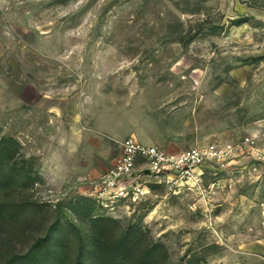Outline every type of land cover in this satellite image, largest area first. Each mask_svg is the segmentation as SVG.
<instances>
[{
	"label": "rangeland",
	"instance_id": "rangeland-1",
	"mask_svg": "<svg viewBox=\"0 0 264 264\" xmlns=\"http://www.w3.org/2000/svg\"><path fill=\"white\" fill-rule=\"evenodd\" d=\"M2 136L36 178L24 193L29 230L11 251L58 219L73 264L77 227L90 232L86 199L96 216L163 244L169 264H261L264 0H0ZM131 136L173 151L241 142L243 152L192 189L102 206L91 186Z\"/></svg>",
	"mask_w": 264,
	"mask_h": 264
},
{
	"label": "trees",
	"instance_id": "trees-1",
	"mask_svg": "<svg viewBox=\"0 0 264 264\" xmlns=\"http://www.w3.org/2000/svg\"><path fill=\"white\" fill-rule=\"evenodd\" d=\"M20 146L13 137H0V264H65L63 238L57 234L64 224L58 219L44 235L33 238L26 252L11 251L9 247L11 241L29 230L23 221L32 204L24 193L36 181L27 160L19 156ZM82 202L90 232L76 226L79 247L73 264H169L165 246L148 240L141 228L120 225L112 217L96 216L95 206L86 199ZM72 209L78 212L80 205H73ZM42 254L47 256L45 262L39 260Z\"/></svg>",
	"mask_w": 264,
	"mask_h": 264
},
{
	"label": "built area",
	"instance_id": "built-area-1",
	"mask_svg": "<svg viewBox=\"0 0 264 264\" xmlns=\"http://www.w3.org/2000/svg\"><path fill=\"white\" fill-rule=\"evenodd\" d=\"M242 152L241 142L214 140L173 151L131 136L121 142L114 165L93 182L90 193L105 207L119 201L139 203L154 195L158 188L177 194L202 184L209 168L225 167ZM261 264H264V256Z\"/></svg>",
	"mask_w": 264,
	"mask_h": 264
}]
</instances>
